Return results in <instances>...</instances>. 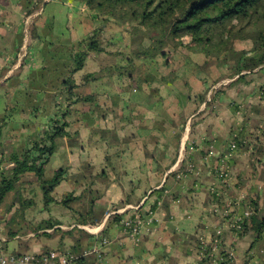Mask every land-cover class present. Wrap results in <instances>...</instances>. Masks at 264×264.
<instances>
[{"label": "crops", "instance_id": "0c3cea01", "mask_svg": "<svg viewBox=\"0 0 264 264\" xmlns=\"http://www.w3.org/2000/svg\"><path fill=\"white\" fill-rule=\"evenodd\" d=\"M9 1L15 0H0L3 11L9 7ZM52 1L67 6L66 20L63 22L69 38L61 43L60 50L52 47L49 51L51 56L60 55L58 62L50 67L42 60L38 64L41 70L57 74L64 72L63 65L69 61V57L72 59L71 55H74L80 39L91 35L95 29L104 33L106 24L89 13L85 4L76 7L73 2L76 0H43L38 9L33 8L29 15V7L23 9L19 5L23 9L24 21L31 18V15L40 17L43 4ZM27 2L33 6L36 0H22V3ZM36 12L38 13L35 14ZM5 13L8 17L9 14ZM4 23V18H0L2 34L6 33ZM76 27L79 30L77 36L74 34ZM17 43L12 44L10 35L8 38L0 37L2 61L17 56L22 46ZM114 43L110 41V44ZM117 45L121 47L119 43ZM44 49L45 46L39 45L35 52H44ZM101 55L116 58V67L110 66L114 69L101 74L103 69L93 71L100 76L97 81L79 82L81 76L90 73L84 65L74 77L77 85L74 91L90 98L71 108V117L78 122L87 120L89 123L85 129L88 148L95 135L101 133L100 152L95 154L91 149L92 157L88 160L73 159L69 154L73 152L74 145L63 144L60 140L55 153L43 167L45 173L54 158L51 174L45 177L50 178L57 169L65 171L63 179L51 193L54 199L70 194L80 196L74 202L78 205L77 210L84 213L93 206L99 220L94 224L81 225L73 213L60 205L52 204L45 210L42 195L37 196V205L29 210L37 208L35 221L52 218L57 224L40 231L44 233L40 237H48L52 241L49 244L51 248L35 255L47 251H70L77 238L64 237L62 233L73 231L76 227L85 232L81 236L83 252L98 245L102 238L108 240L102 247V264H202L200 262L204 257V250L200 239L208 245L215 227L222 225V247L233 249L234 257L229 264H236L237 248L246 249L249 246L242 245V236L227 229L218 217L209 212L213 199L209 188L217 181L215 170L223 165L220 157L224 149L233 139L238 138L243 141V146L237 148L225 162L231 176L227 193L241 194L243 199L258 195L260 203L264 202L261 200L264 195V123L261 126L254 124L255 127H260L256 130L251 124L256 121L264 122V96H260L259 92V87H264V72L243 71L240 75L253 74L254 80H257L255 86H243L237 81L240 75H233L231 79L222 78L223 65L218 64L214 58L209 59L208 65H204L205 71H198L194 63L205 64L206 61L202 56L196 55L191 57L193 64L178 68L181 79L150 81L155 70L151 67L148 71L146 65L138 66L134 71L126 68L128 61L123 59L121 50L109 52L105 49L98 54L90 52L87 57ZM22 63L20 62L21 65ZM21 65L8 70L2 67L6 71L0 79V85L15 72L20 76L26 74L29 66ZM171 68L174 66L169 64L161 69L160 74H167ZM116 75L118 80L113 78ZM223 79L229 82L220 90L219 87L224 84L219 83ZM41 80L43 82L44 78ZM21 81L24 82V79H20L18 84L10 85V88L19 86ZM212 96L213 103L210 102ZM152 99H157L156 103H152ZM28 101L40 108L51 106L46 95L43 99L32 95ZM74 127L76 129L70 135L73 138L82 137L78 134L81 129L77 125ZM41 128L33 125L32 128L20 129L17 133L24 141L19 138L21 143L16 148L17 152L29 147L32 140L40 134ZM190 144L194 146L192 151L188 150ZM82 149L84 152V148ZM190 165L196 168L195 173H186ZM8 167L9 164H0V169ZM81 168L88 172L83 177L79 174ZM177 172L185 173V178L176 179ZM28 175L32 180L22 182L23 194L40 189L35 176L32 173ZM139 205L141 208L153 207L154 221L150 231L144 232L138 242H134L124 234L119 223L112 222L113 216L110 214L115 211L121 219L128 218L131 207ZM9 247L8 252L3 246L0 247V252L11 253L13 249H22L21 245ZM255 255L260 256L259 263L264 261V240L252 255L247 252L246 258L250 261ZM87 258L89 263H95L93 255ZM247 260L241 261V264H249Z\"/></svg>", "mask_w": 264, "mask_h": 264}, {"label": "trees", "instance_id": "16d2710c", "mask_svg": "<svg viewBox=\"0 0 264 264\" xmlns=\"http://www.w3.org/2000/svg\"><path fill=\"white\" fill-rule=\"evenodd\" d=\"M41 1L36 0L33 8H37ZM81 1L84 2L88 10L97 12L99 20L124 26L130 37V44L121 46L124 47L125 51L127 50V53L129 52V54L122 53L123 59L128 61L126 68H131L133 71L138 66L145 65L148 71L151 67L156 68L153 71L155 74H152L149 79L150 81L177 80L178 74L181 73L178 68L189 63L193 64L191 57L196 55L202 56L206 61L205 64L194 63L197 70L202 65H208L209 59L212 58L222 61L231 59L233 74L236 75H240L243 71L251 72L258 67L264 68V0ZM27 12L31 13V11ZM101 33L102 30L98 29L95 33L83 37L75 47L74 55H71L72 59L69 57L70 63L67 61L63 65L64 72L53 74L52 81L46 78L43 84H39L36 88L33 86L29 92L24 93L27 90L26 87L33 84L32 80L24 79L26 82L24 84L25 89L21 90L23 87L20 88L19 86L12 89L9 87L11 92L0 95L4 98L7 95L6 99L11 95L10 97L19 101L21 99L28 100L32 95L43 99L46 95L49 106L51 104L49 108L53 109L52 117L41 120L47 121V128H41L40 134L32 140L29 147L17 152V146H11V143L5 144L9 142V139L4 144L0 142V164H12L7 169H0V235L6 237L5 241L0 238V247L3 246L6 252L10 250L8 249L10 248L9 245H16L15 239L19 235L31 231L36 237H40L44 234L40 232L41 230L50 229L57 224V221L52 218L35 221L26 217L29 210L37 205L34 195H29L30 192L23 194L21 190L23 179L30 173L35 176L40 186L42 206L45 210L52 204L60 205L73 213L81 225L94 224L99 220L93 206L82 213L71 205V203L79 200L80 196L70 194L61 199H54L51 193L63 179L65 171L64 169H57L50 178H46L43 167L57 149L56 140L68 137L67 128L73 126V121L74 126L82 123L71 117V108L84 100H89L90 97H82L74 91L77 87L74 77L83 69L86 57L90 52L98 54L105 50L101 41L97 39ZM238 41L247 42L249 47L236 51L234 44ZM130 47L136 51L131 50ZM171 54L179 56L181 58L180 63H173L169 57ZM158 59L159 61H157ZM169 64L173 65L174 68H171L167 74H160L161 69L168 67ZM222 67L226 68V64ZM109 70L110 68H107L100 74L109 72ZM0 71H2L0 73L1 79L4 75L2 65ZM128 72L131 73L130 70ZM16 74L18 75L17 72L14 75ZM241 76L243 75L239 77ZM99 77L96 73H86L81 79L82 81H97ZM16 89L17 93L15 94L14 90ZM259 92L262 93L260 96H264V88L260 89ZM213 101L214 97L212 96L210 102L213 103ZM94 109L96 113L97 106ZM29 111H21V116L23 121H30L31 123L32 120L26 121V115ZM38 111L39 109H33L32 113L36 116ZM10 114V109L6 105L2 115L6 118ZM35 116L33 119L37 124L40 120H36ZM5 125H7L6 122L1 120L0 133L1 128ZM88 125L87 121L85 128ZM233 140L236 142L237 148L243 146V141L240 139L235 138ZM215 201L221 205L218 198ZM247 206L251 211L250 216L243 221L242 230L234 233L238 236L252 235V243L248 248L249 252L264 237V202L260 203L258 195L242 199L237 210L238 213L242 214L241 212ZM151 209L154 210L153 207ZM112 220V222L119 223L121 217L114 215ZM83 234L85 232L76 227L73 228V231L69 230L62 233L64 237L77 238V242L74 243L70 251L61 250L63 253L76 255L75 264H91L88 258L82 255L81 242L83 239L81 236ZM11 252L14 253L16 250L13 249ZM208 254V249L203 251L204 257L200 263L209 264ZM218 264H229V260L224 258ZM259 264H264V261Z\"/></svg>", "mask_w": 264, "mask_h": 264}, {"label": "rangeland", "instance_id": "374dc122", "mask_svg": "<svg viewBox=\"0 0 264 264\" xmlns=\"http://www.w3.org/2000/svg\"><path fill=\"white\" fill-rule=\"evenodd\" d=\"M73 2H74L76 7L84 4V2H82L81 0H76ZM40 3H39V5H40ZM22 4H24V5H22ZM19 5L23 6L22 7L23 9L25 7H29L28 11L32 12L34 10L33 6L30 5L29 2H27V4H25V3H22V0L9 1V7L7 9H5V11L7 12V14H9V16L6 17L5 11H3V9L0 7V18H2V17L4 18L5 23L3 25L4 26L3 28L6 32L5 34H2V32H0V35L2 37H7V38L10 35L12 44H15L18 42L17 44L22 45L15 58L11 57L8 60L4 59V61H2L3 59H1L0 60V63H1L0 66L2 65V67H4L5 69L7 68L6 70H8L11 67L17 68L19 65H21L20 62L23 61V63L28 65L29 67H27V73L23 74L24 78L22 76L16 74L14 76H11L10 79L7 80L4 84L0 85V95L1 94L3 95L4 93L11 92L12 90L9 88L10 85L18 84V81L20 79L21 80L22 79H29V80L33 81L32 85H29V86L27 85L28 86V87H26L27 90L24 93L29 92L30 88H33V86H35V88H36L39 84H43V82L41 80L42 78H44V79L49 78V80L52 81L51 77L53 74L49 73L50 71L47 72L48 71L47 69H46L47 71H45L43 69L41 70V67L38 64V61L42 60L44 62V64L48 65V67H50L52 64H54V62H58L60 60V55H57L54 53L55 55L51 56L49 51L52 50V47H53V49L60 50L61 49V47H60L61 43H65V40L67 38H69V33H66L67 31H65L66 25L63 22L64 20H66L67 6H62L61 4H59L56 1H52L51 3L46 4V5L43 4V9H42V13H41L42 15L38 18L33 17L31 15V18H29L25 22L24 18H23L24 17L23 16V9L19 8ZM36 9H38V8H36ZM88 11H89V13L93 14L94 16H96V17L98 16L97 12H95V11L91 12L90 10H88ZM78 12H79V9H78ZM37 13L38 12H36L35 14H37ZM28 15H29V13H28ZM104 24H106L105 28H104V33H101L100 35L97 36V39L99 41H101L102 47L109 52L121 50L122 53H126L127 50L125 51L123 49L124 47L122 48V47L117 45L118 43L121 46H125V45L130 44V37H129L128 33L126 32V29L124 28V26L122 27V25L113 24L110 21L104 22ZM78 32H79L78 27H76L74 30V34L77 36ZM95 32H96V29H95ZM55 39L58 41H55ZM52 41H53V43H52ZM110 41L115 42L114 45L110 44ZM77 44H76V46H77ZM39 45L45 46L44 52H41L40 50H38L40 53L35 52V50L37 49V46H39ZM248 47H249L248 43L244 42V41H238L236 44H234V49L236 51H241V50L248 48ZM130 49L135 50L132 47H130ZM169 57H170V60L173 61V63H180L179 61H181V58L179 56H175V54H171ZM157 61H159V59ZM216 61L220 65L226 64V68H224L225 72H224V70L221 72V74L223 73L222 78L231 79L233 75H236V74H233V69H232L233 62L231 61V59L230 60L229 59L224 60V61L219 59V61L218 60H216ZM116 64H117L116 58H113L112 55H101V56H97L94 58L86 57V60H85L86 71H89L90 73H94L93 71H96V70L98 71L99 69H100L99 71H101L102 69H103V71H105V70H107V68L114 69V67L111 68L110 66L115 65V67H116ZM116 69H118V67ZM154 69H156V68H154ZM205 69H206V67L204 65H202L201 67H199L198 71H200V70L205 71ZM261 69H263V70H261ZM5 71H4V73H5ZM253 71H263L264 72V68L258 67L256 69H254ZM1 72L2 71H0V73ZM244 72L249 73V71H244ZM181 76H182L181 73L178 74L179 79H181ZM113 78H114V80L119 79L117 77V75ZM224 79H223V81L220 80L219 84H224V85H221L219 87L220 90L222 89V87H225L228 85L229 80H224ZM81 81H82V79L80 78L79 82H81ZM237 81L243 86H255L254 84H257V80H254L253 74L243 75V76L239 77L237 79ZM25 83L26 82H22V81L20 82L19 87L20 88L23 87L21 90L25 89V85H24ZM15 86H17V85H15ZM263 88H264L263 86L259 87V89H263ZM14 93L15 94L17 93V89L14 90ZM79 95L81 96L82 93ZM10 96L8 99H6V97H8L7 95L5 98H4V96L0 97V121L4 120L7 124L1 128L0 142L4 144L6 142V140L9 139V142H6L5 144L11 143V146H14V145L18 146V144L21 143V140H19V138L20 139H22V138L18 135L17 132L20 129L23 130L24 127L32 128L33 125L41 126L43 129L47 128V121H41V120H43V118H46V117H52L53 115H50V114H52L53 110L50 109L49 107H45V108L41 107L40 108L38 105L30 104L28 100H24V99H21L20 101L15 100V99H13V97H10ZM84 97H86V96H84ZM156 101H157V99H152V103H156ZM149 102H150V99L147 100V103H149ZM6 105L9 107L11 114L8 115L6 118H4L2 113L4 114V109L6 108ZM33 109H36V110L39 109L36 116L32 113ZM23 110H30L28 115H26V121L32 120L31 123H30V121H27V122L23 121V118L21 116V111H23ZM34 116H35L36 120H40V121H38L37 124L34 122L35 121L33 119ZM259 117L261 118V116H259ZM263 123L264 122H262V121L261 122L256 121V123L251 122V124L253 126H254V124H257V125L259 124L261 126V125H263ZM86 124H87V121L82 122V123L77 125V127L81 129L78 131V134L80 133L82 137L73 138L70 135V134H73L72 133L73 130L76 129L74 127L75 124L73 121V126L69 127V129H68V131L70 132L69 134L67 133L68 137L67 138L63 137L61 139L59 138L56 140L57 147H58V144L60 143V140L63 141V144L65 143L69 146H72V144L74 145V149H73L74 153L71 152L69 154L70 156H72L73 159L74 158L75 159L85 158L88 160V158L92 157L91 149L95 152V154L100 152L101 133H98L97 135H95L94 140L92 141L91 144H89V148L86 146L88 144L85 142ZM93 125H94V123H93ZM259 128L260 127L254 126L255 130L259 129ZM80 139H82V140L80 141ZM82 148H84V152H83ZM53 161H54V158L51 160V163L49 164L47 171L45 170V173L47 175H44V176H46V177L50 176L51 170L54 167ZM10 166H12V164H9V167ZM86 173H88L87 170H85L84 168H81L79 174H82V177H83ZM31 180L32 179L30 178L29 175L23 179V181H26V182H29ZM36 192H38V193H36ZM39 192L41 193L40 189L33 192L34 194L30 191L29 195H31V194L34 195L35 199L37 200V198H38L37 196L42 195V194H39ZM252 193H253V191H252ZM227 196L231 202L232 201L237 202V201H240L241 199H243L242 197H240L241 194L232 195L229 193V194H227ZM261 200L264 201V195H262ZM71 205H73V207H75L76 209L78 207L77 203H71ZM36 213H37V208L34 209L33 211H29L26 214V217L28 219H32V220L34 219L35 220ZM0 238L3 239L4 241L6 240V237L3 235H0ZM242 239L244 240V241H242L243 242L242 245L250 246V244L252 243V235L251 234L242 235ZM263 240L264 239H262V240L260 239L258 244H256L253 247L252 251H249V252H248L249 247L246 249H241V247L237 248L235 263L241 264V261L245 262L247 260V258H246L247 252L251 253V255H252L254 250L257 251L259 244L263 243ZM15 241H16V245H21L22 249H18V250L16 249V252H14V253L28 254V255H32V254H35L39 251H45L47 249H50L51 245H49V244L52 243L50 238L44 237V236L43 237H36V235L31 231H28L26 234L19 235L15 239ZM60 248H62V247H60ZM4 253H6V252H4ZM248 261L249 260H247V262ZM259 261H260V256L258 257L257 255H255L254 257H252V259L250 258L249 264H257V263L259 264ZM243 264H245V263H243Z\"/></svg>", "mask_w": 264, "mask_h": 264}, {"label": "built area", "instance_id": "2783aa9c", "mask_svg": "<svg viewBox=\"0 0 264 264\" xmlns=\"http://www.w3.org/2000/svg\"><path fill=\"white\" fill-rule=\"evenodd\" d=\"M194 149L193 144L188 146V150L192 151ZM237 150V144L233 140L224 149L221 160L222 166L215 170V177L217 179L215 184H212L209 188L213 199L211 201V206L209 212L218 217L222 224L232 232L241 231L242 223L247 220L250 216V208L247 206L240 214L236 210L239 207L240 201H230L227 196L226 188L230 184L231 176L229 168L225 165L235 151ZM210 155V153H209ZM196 168L192 165L186 170V173H195ZM186 174L178 173L176 174V179L185 178ZM219 199L221 205H219L215 200ZM141 206L131 207L128 218L121 219L119 224L124 232L128 235L134 242H138L140 237L144 232L150 231L154 221V212L151 208H141ZM234 212V213H233ZM232 213V214H231ZM111 216L116 215V212H112ZM223 226L215 227L214 235L211 237L208 245L200 239V244L203 250L208 248V257L210 258L211 264H218L219 261L224 258L232 262L234 253L233 249H223L221 244V239L223 236ZM108 243L106 238H102L98 245H93L88 250H85L82 255L87 257L93 255L94 264H102V247ZM206 244V245H205ZM207 247V248H206ZM223 256H225L223 258ZM77 256L71 253H62L59 251H50L42 255H28V254H13V253H3L0 252V264H75Z\"/></svg>", "mask_w": 264, "mask_h": 264}]
</instances>
